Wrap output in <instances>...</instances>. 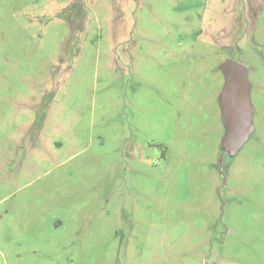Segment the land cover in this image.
Here are the masks:
<instances>
[{
    "label": "rangeland",
    "instance_id": "obj_1",
    "mask_svg": "<svg viewBox=\"0 0 264 264\" xmlns=\"http://www.w3.org/2000/svg\"><path fill=\"white\" fill-rule=\"evenodd\" d=\"M0 264H264V0H0Z\"/></svg>",
    "mask_w": 264,
    "mask_h": 264
},
{
    "label": "water",
    "instance_id": "obj_2",
    "mask_svg": "<svg viewBox=\"0 0 264 264\" xmlns=\"http://www.w3.org/2000/svg\"><path fill=\"white\" fill-rule=\"evenodd\" d=\"M221 71L224 86L218 102L225 129L224 156L228 151H236L248 140L254 127V108L246 67L233 59H227L222 63Z\"/></svg>",
    "mask_w": 264,
    "mask_h": 264
}]
</instances>
